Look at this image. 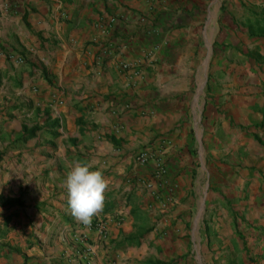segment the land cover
<instances>
[{"label": "crops", "instance_id": "0c3cea01", "mask_svg": "<svg viewBox=\"0 0 264 264\" xmlns=\"http://www.w3.org/2000/svg\"><path fill=\"white\" fill-rule=\"evenodd\" d=\"M233 3L0 0V264H248L189 254L175 261L171 255L207 248L197 241L206 233L200 220L212 177L205 167L198 94L179 102L162 98L181 90L184 76L200 73L190 68L194 53L186 66L170 53L184 40L213 39L212 31L229 21L224 15L238 25L245 21L241 14L250 12L252 23L264 16V0ZM125 62L133 66L124 69ZM235 107L236 144L228 147L242 154L243 134L236 129L246 117L242 100ZM181 115L191 116L195 141L190 121L165 133ZM222 126L226 130L227 122ZM254 148L256 174L249 185L264 213V146L256 142ZM141 149L161 156L164 176L153 178L154 159L134 164ZM75 162L91 163L109 180L103 212L92 218V227L78 222L68 205L64 185ZM233 178L220 211L225 227L218 229L232 239L231 213L243 204L246 182L242 171ZM143 180L152 182L156 196ZM229 200L237 207L229 209ZM234 241L238 257L242 245Z\"/></svg>", "mask_w": 264, "mask_h": 264}, {"label": "rangeland", "instance_id": "374dc122", "mask_svg": "<svg viewBox=\"0 0 264 264\" xmlns=\"http://www.w3.org/2000/svg\"><path fill=\"white\" fill-rule=\"evenodd\" d=\"M229 3L234 4L233 0H228ZM229 14L233 17L237 15L234 11H229ZM250 14V12L241 14V18L244 17L245 21L240 22L239 25L235 21H230L231 16L228 18L224 15L229 21L212 31L213 39H208L205 43L203 40L197 43L184 40L177 47L174 46L176 50L170 53L171 59L178 55L177 61H183L181 63H184V66L188 65V60L191 59L192 52L194 53L196 63L191 64L190 68L194 65V69H199L200 73L196 76H184L181 90L165 93L162 98L169 97L170 100L179 102L184 96L190 95L192 98L193 93L198 94V101H202L199 128L202 127L201 142L205 150L203 153L205 167L209 168L212 177L205 191L208 205L205 206L206 211L203 219L200 220V227L204 228L206 233L197 241L199 244H205L207 248L205 251L201 248L198 251L197 248L196 252L195 250L185 251L177 255L171 253L175 261H185L189 254L191 259L196 255L197 260H208L209 262L222 259L230 262L237 259V261L243 260L248 264L257 260L264 263V213L259 212L260 205L257 204L258 199H256L254 187L249 185L253 179L252 175L256 174L254 157L257 153L254 145L259 142L264 146V16H261L258 23H252L247 18ZM183 56L185 58H182ZM259 63L263 65L260 66ZM240 64L246 65L242 72L237 71L236 68ZM240 100H242L246 116L244 123L239 124L240 128H236L243 134L242 154L236 152L235 148L228 147L236 144L233 141L236 134L234 130L237 114L235 105ZM207 118H211L210 121H207ZM189 121L190 132L188 134L191 140H194L193 120L190 115H186V119L181 115L179 120L175 121V125L165 133L180 129L185 122ZM224 121L228 125L226 130L222 126ZM199 133L201 131L197 127L196 134ZM219 135H222V138H219ZM225 136L228 137L225 138ZM185 147L186 144L179 150ZM193 151L196 155V148H193ZM184 154L185 151L182 154L179 153V156L182 157ZM169 158L171 159V155ZM235 166L238 167L236 170ZM240 171L246 182L243 188V204H239L236 215L231 213L233 216L231 228L235 230L232 239L218 234V229H222L225 224L220 211L227 203L223 198L228 194V191H225L227 182L233 184V177ZM200 193L204 194V190L200 189ZM227 206L229 209L237 207L231 200L228 201ZM234 239H237L239 246L242 245V248H238V257L234 256L236 242ZM210 245L215 248L211 249Z\"/></svg>", "mask_w": 264, "mask_h": 264}, {"label": "clouds", "instance_id": "9594fccd", "mask_svg": "<svg viewBox=\"0 0 264 264\" xmlns=\"http://www.w3.org/2000/svg\"><path fill=\"white\" fill-rule=\"evenodd\" d=\"M91 163L75 162L66 174L65 188L72 216L90 226L92 218L103 212L109 180Z\"/></svg>", "mask_w": 264, "mask_h": 264}, {"label": "built area", "instance_id": "2783aa9c", "mask_svg": "<svg viewBox=\"0 0 264 264\" xmlns=\"http://www.w3.org/2000/svg\"><path fill=\"white\" fill-rule=\"evenodd\" d=\"M158 49V46H154V50H150L152 54L156 52ZM18 62H21V59L17 60ZM138 63V62H137ZM136 63V64H137ZM133 66V64L129 62H125L121 64V67L124 69H127L128 67ZM158 156V155H157ZM154 159V160H153ZM161 156L156 157L151 149H141L139 152H137L134 157H133V162L137 166H143L146 163H148L150 160L154 161V173H153V178H160L164 176L167 173V169L164 167L163 162L161 160ZM145 185V187L148 189V191L151 193V195L156 196V191L155 188L152 186V182L149 181H142ZM93 221L91 222V225L88 227H92ZM97 229L100 232H103L104 230V225L103 223H98L97 224Z\"/></svg>", "mask_w": 264, "mask_h": 264}, {"label": "trees", "instance_id": "16d2710c", "mask_svg": "<svg viewBox=\"0 0 264 264\" xmlns=\"http://www.w3.org/2000/svg\"><path fill=\"white\" fill-rule=\"evenodd\" d=\"M263 32H264V29H263Z\"/></svg>", "mask_w": 264, "mask_h": 264}]
</instances>
